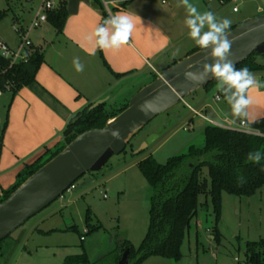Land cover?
I'll return each mask as SVG.
<instances>
[{
  "label": "rangeland",
  "instance_id": "rangeland-1",
  "mask_svg": "<svg viewBox=\"0 0 264 264\" xmlns=\"http://www.w3.org/2000/svg\"><path fill=\"white\" fill-rule=\"evenodd\" d=\"M216 2L224 17L231 21H240L245 13L264 8V0ZM43 3L44 0H0V13L5 14L0 19V43L23 55L26 38L38 49L47 48L51 35L45 28L51 27L47 24L31 28V22L42 13ZM22 28L24 35L16 30ZM256 60L264 66V56L256 57ZM254 75L264 83V72ZM152 81L154 77L148 75L113 82L101 100L108 99L105 103L108 111L120 108L124 97L138 92ZM217 92L216 87L209 91L201 88L154 119L131 139L125 152L109 160L101 173H90L80 179L62 198L5 240L0 245V264H64L68 257L83 253L91 262H96L111 248L119 246L117 240L111 244L114 233L127 238L138 250L150 226L152 192L139 163L154 157L159 164H166L190 146L202 148L203 132L209 123L195 112L200 113L207 102L213 103ZM150 139L153 143L138 154ZM204 175L208 178L207 168ZM88 229L91 233L85 235ZM216 232L220 234V242L212 239ZM262 238L264 188L253 197L222 192L220 220L211 196L202 195L197 217L185 235L180 261L155 256L141 264H231L234 257L244 258L247 243Z\"/></svg>",
  "mask_w": 264,
  "mask_h": 264
},
{
  "label": "crops",
  "instance_id": "crops-1",
  "mask_svg": "<svg viewBox=\"0 0 264 264\" xmlns=\"http://www.w3.org/2000/svg\"><path fill=\"white\" fill-rule=\"evenodd\" d=\"M168 2L169 5H164L161 0H134L123 10L114 11L113 15L129 14L135 21L128 44L119 49L101 50L95 39L90 38L96 27L110 17L105 16L104 9L95 0L80 4L78 13L69 15L60 34L47 23L51 28L47 27L45 31L51 37L48 47L41 49L44 63L36 83L23 88L14 99L9 93L0 97V137L4 132L0 190H10L26 166L61 143L70 121L106 96L113 82L132 76L151 75L158 79L166 70L200 49L188 36L189 29L184 23L187 13L180 0ZM190 2L200 11L210 10L218 18H225L216 0ZM263 14L261 11L245 13L240 21H232L231 29ZM74 57H79L84 64L83 72L75 70ZM117 75L123 77L117 78ZM255 77L258 80L259 77ZM223 87L227 88V85ZM219 92L213 97V103L207 102L202 107L199 114L203 117L196 114L199 118L206 122L229 119L239 123L246 120L249 124L264 118L263 87H251L247 91L252 103L243 119L233 115L225 97L221 102L215 100ZM136 93L124 98L131 99ZM212 239L215 240L213 235Z\"/></svg>",
  "mask_w": 264,
  "mask_h": 264
},
{
  "label": "trees",
  "instance_id": "trees-1",
  "mask_svg": "<svg viewBox=\"0 0 264 264\" xmlns=\"http://www.w3.org/2000/svg\"><path fill=\"white\" fill-rule=\"evenodd\" d=\"M59 1V7L48 12L47 17L48 24L60 34L69 17V0ZM95 1L99 3L98 0ZM3 15L5 14L0 13V19ZM16 21L18 22V19ZM20 33H23L22 29ZM200 50L201 48L193 54ZM24 55V60L14 63L13 59L5 58L0 54V91L11 94L12 99L23 88L36 83L37 74L44 63L41 49L31 46L25 49ZM256 57L260 55L254 54L236 68L247 67L253 74L263 73L264 66L257 62ZM122 77L117 75V78ZM216 83L215 80L208 85L206 91L214 89ZM124 100L117 109L108 111L104 104L91 111L92 105H89L78 113L63 132L61 143L54 149L47 150L33 164L26 166L10 190H0V204L80 135L93 129H104L109 121L128 108L130 98ZM250 126L264 134V118L253 122ZM3 133L0 137V159ZM203 135L202 148L190 146L184 153L169 159L166 164H159L154 157L139 163V169L146 177L152 192L150 226L138 250H135L125 238L122 246L111 248L104 258L96 262H91L87 254L83 253L68 257L64 264H118L127 250L130 251L129 264H141L144 260L155 256L178 262L182 256L181 247L185 235L191 229L192 221L197 217L200 196H211L217 219L220 220L222 192L237 197H253L264 188V159L260 163L246 161L249 152L258 150L264 153V137L226 130L211 124L205 128ZM205 168L208 169L210 186L208 178L204 175ZM90 233L91 230L88 229L87 235ZM212 235L215 241L220 242L218 232ZM243 259L247 264H264V238L258 242L247 243Z\"/></svg>",
  "mask_w": 264,
  "mask_h": 264
},
{
  "label": "water",
  "instance_id": "water-1",
  "mask_svg": "<svg viewBox=\"0 0 264 264\" xmlns=\"http://www.w3.org/2000/svg\"><path fill=\"white\" fill-rule=\"evenodd\" d=\"M89 2L69 0L68 14L76 15L80 4ZM229 39L233 40L231 59L236 62V67L254 54L264 56V15L245 20L230 31ZM208 52L201 49L166 70L157 80L136 93L130 99L128 108L109 121L104 129H93L80 135L0 204V243L62 198L80 179L89 173L101 172L109 160L125 152L131 139L154 119L214 82L215 78L212 77L204 83H193L184 77L186 70L195 72L200 68V62ZM206 62L211 63V58ZM107 101L96 102L90 110L99 108ZM146 101L150 102L148 106L151 108L148 114L140 110ZM117 129L119 139L111 135ZM152 143L151 139L146 141L138 154ZM116 239L119 246H122L125 237L114 233L111 244ZM129 257L130 251L127 250L118 264H129Z\"/></svg>",
  "mask_w": 264,
  "mask_h": 264
},
{
  "label": "clouds",
  "instance_id": "clouds-1",
  "mask_svg": "<svg viewBox=\"0 0 264 264\" xmlns=\"http://www.w3.org/2000/svg\"><path fill=\"white\" fill-rule=\"evenodd\" d=\"M180 3L187 13L184 23L189 29V38L201 49L209 50L197 71H185V79L193 83H204L209 77L215 78V87L217 91L225 93L233 115L236 118H246L247 109L252 103L247 91L251 87H264V83L258 81L247 67L236 68V62L231 59L233 40L229 39V36L232 21L228 18H218L210 10L200 11L190 0H180ZM258 11L264 12V8H259ZM205 27L207 30H204ZM134 28L135 21L131 15L116 14L98 25L90 38L95 39L96 46L101 50L119 49L128 44ZM209 58L211 63L206 62ZM73 66L77 72L84 71V64L79 57L73 58ZM224 85H227V88H224ZM149 103L146 101L140 106V110L145 114L151 110ZM111 135L119 139V130H113ZM262 159L264 153L258 150L249 152L246 157V161L252 163H260Z\"/></svg>",
  "mask_w": 264,
  "mask_h": 264
},
{
  "label": "built area",
  "instance_id": "built-area-1",
  "mask_svg": "<svg viewBox=\"0 0 264 264\" xmlns=\"http://www.w3.org/2000/svg\"><path fill=\"white\" fill-rule=\"evenodd\" d=\"M98 1H99V4L104 9L106 15L107 16H113L114 11L123 10L126 7V5H128L129 3H131L134 0H98ZM161 1H162V4L169 5L168 0H161ZM59 5H60L59 0H44V3L42 5V13H40L31 22V28L32 29L40 28L42 25L47 24L48 23L47 13L57 9L59 7ZM16 30L19 31V33L21 32L20 29H16ZM22 30H23V35H24L25 31L23 28H22ZM24 45H25L24 49H26V48H30L32 46V43L29 42L26 38L24 43H23V46ZM0 54L5 58L13 59L14 63H16L18 61H22L25 58V55H23L22 52L16 53V52L12 51L7 45L2 44V43H0ZM3 94L4 93L2 91H0V97ZM224 97H225V93L223 91H220L216 95L215 100L217 102H221ZM195 113L199 116H202L197 112H195ZM208 122L213 126L220 127V128L226 129V130H232V131L244 133L247 135L264 137V134H262L260 131H258L256 129L252 128L246 120H242L239 123H235L229 119H225L221 122H214V121L208 120ZM73 188H74V186L71 189H73ZM87 233H88V230L85 233V235H87ZM82 241H85V236H82ZM232 264H247V262L240 257H234L232 260Z\"/></svg>",
  "mask_w": 264,
  "mask_h": 264
}]
</instances>
